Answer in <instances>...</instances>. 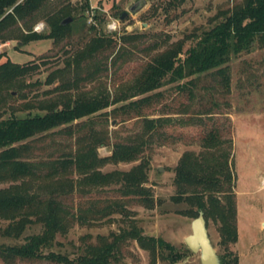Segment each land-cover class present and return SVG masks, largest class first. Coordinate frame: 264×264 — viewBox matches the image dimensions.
Wrapping results in <instances>:
<instances>
[{
	"label": "rangeland",
	"instance_id": "1",
	"mask_svg": "<svg viewBox=\"0 0 264 264\" xmlns=\"http://www.w3.org/2000/svg\"><path fill=\"white\" fill-rule=\"evenodd\" d=\"M134 1L89 0L88 8L81 10L82 0H70V6L78 7L83 13L75 18L68 16L70 27L60 42L54 43L50 38L29 40L26 44L17 39L0 42L1 61L38 65L15 84L0 86V112H4V117L11 112L17 117L42 115L45 111L36 104L42 101L46 105L63 94L88 98L104 96L110 102L88 120L83 118L80 129L53 132L36 142V157L73 152L84 146L93 134L104 141L96 149L101 156L109 155L116 142L140 145L136 160L106 163L99 169L101 172L127 171L142 162L146 176L141 184L144 191L122 193L117 188L118 183L98 186L82 182L79 187L73 183L72 193L65 200L72 212L77 213L75 207L79 203L84 206L94 203L99 209L107 203L115 204L113 212L98 215V218L88 213V221L83 224L72 220L65 235H56L57 244L52 250L74 257L85 243H95L97 235L109 236L111 232L136 224L143 234L161 237L177 251L184 252L177 261L160 257L155 264H201L198 254L191 252L183 240L190 232L192 217L180 211L189 206L185 202H174L171 197L178 192L174 171L182 153L204 154L203 137L211 132L219 142L209 149V163L220 160L225 176L229 177L216 173L223 179L217 189L224 190L217 191L215 196L222 203L225 194L229 195L233 205L231 221L236 240L228 242L227 250L232 257H237V264H264V43L255 42L249 51L231 55L227 63L231 74L228 92L216 86L207 87L212 86L208 75L201 77L202 83L197 88L192 87L190 95L176 86L196 75L174 82L164 79L158 95L147 92L148 101L132 109L127 107L131 100L147 95L131 97L137 92L136 83L155 54L180 39L186 40L187 47L193 42L188 35L211 26L216 17L241 2L180 0L176 6H170L166 3L168 0H145L141 9L131 13L129 5ZM60 5L59 0H49L40 14L47 10L55 12ZM124 11L128 14L120 19ZM32 25L34 31H49L44 19ZM90 25L95 29L89 30ZM99 34L116 40L115 46L79 57L78 62H74L72 57L90 38ZM50 73L52 78L47 82ZM148 117H160L154 129H147L144 118ZM69 176L76 179L78 175ZM7 185L0 183V186ZM196 189V192L203 191L198 186ZM150 201L152 205L148 207ZM205 222L219 256L224 252L218 228L220 222L207 216ZM6 223L0 219V226ZM39 230L40 227L33 224L23 236ZM20 241L22 237L13 240L0 235V243ZM118 258L116 264H149L150 260L148 252L130 239L122 244ZM0 264L7 263L0 259ZM17 264L59 263L42 260L18 261Z\"/></svg>",
	"mask_w": 264,
	"mask_h": 264
},
{
	"label": "trees",
	"instance_id": "2",
	"mask_svg": "<svg viewBox=\"0 0 264 264\" xmlns=\"http://www.w3.org/2000/svg\"><path fill=\"white\" fill-rule=\"evenodd\" d=\"M48 1L0 0V42L17 39L26 44L29 40L44 38H50L54 43L60 42L70 27L68 23L62 24L61 21L68 16L75 18L83 11L70 6V0H59L61 5L55 12L47 10L40 14ZM88 1L82 0L81 10L88 8ZM178 1L180 0H168L166 3L176 6ZM94 18L97 16L94 15ZM39 19L45 20L49 26L48 32L33 30L32 24ZM94 29V25L89 26V30ZM188 36L193 42L187 47L186 40L180 39L154 55L136 83L137 92L131 97L157 90L164 79L174 82L195 75L197 77L176 88L187 90L190 95L193 88L202 83L201 77L208 75L212 86L207 87L216 86L223 92H228L231 74L227 63L231 55L249 51L255 42L264 43V0H241L239 5L216 17L211 26ZM88 41L72 57L74 62H78L79 57L107 50L116 44V40L101 34ZM2 56L0 53V59ZM68 63L67 60V65ZM37 68V64L0 60V86L15 84L17 79ZM54 71L57 72V69ZM51 73L46 79L47 82L51 81ZM149 93L131 100L127 107L138 109L142 103L148 101L152 94ZM154 94L158 95L159 92ZM8 96L11 97L12 93ZM43 103L39 101L36 104L38 109L45 111L42 115L17 117L11 112L4 117V112H0V183H8L7 186H0V219L7 221L4 226H0V235L13 240L22 237V241L17 243H0V259L7 264L42 260L59 264H116L121 246L128 239L136 241L140 248L148 252L149 264H155L160 257H170L172 261L180 259L184 252L177 251L173 244L161 237L143 234L136 224L111 232L109 236L97 235L95 243H85L74 257L52 250L57 244L56 235H65L72 220L83 224L88 221V213H92V218H98L113 212L112 206L115 204L111 203L101 206L100 209L94 203L89 206L79 203L75 207L77 213L72 212L65 200L72 193L73 183L78 187L82 182L98 186L118 183L117 188L122 193H133L144 191L141 184L146 176L142 162L127 171L115 169L101 172L99 167L106 163L136 160L140 145L116 142L109 155L101 156L97 155L96 149L104 141L94 134L84 146L75 148L73 152H61L47 158L36 157V142L53 132H69L73 127L80 129L83 118L88 120L90 116L110 105L108 98L104 96L88 98L78 94H63L48 101L46 105ZM159 118H144L147 129H154ZM203 140L206 147L204 154L197 156L189 151L182 153L174 171V183L178 192L171 198L174 202H185L189 206L180 211L181 214L194 218L202 209L204 218L207 216L219 220L220 242L224 248V252L219 255L220 264H237V257H232L227 250L228 242L236 240L235 227L231 221L233 205L229 195L225 194L222 203L215 196L217 191L224 190L217 189L223 179L216 173L223 174L224 178L228 176H225L226 172L223 171L220 160L209 163V149L216 147L219 141L211 132ZM72 173L78 175L76 179L70 178ZM197 186L203 191L196 192ZM212 187L217 190H212ZM143 200L147 202L145 197ZM151 205L150 201L147 206ZM33 224L38 225L40 230L23 236L25 230Z\"/></svg>",
	"mask_w": 264,
	"mask_h": 264
},
{
	"label": "water",
	"instance_id": "3",
	"mask_svg": "<svg viewBox=\"0 0 264 264\" xmlns=\"http://www.w3.org/2000/svg\"><path fill=\"white\" fill-rule=\"evenodd\" d=\"M145 3V0H136L129 5V11L135 13L141 9ZM128 13L126 11L120 14V19L125 17ZM71 21L70 17L64 18L61 23L66 24ZM184 243L187 248L197 253L201 264H220V256L216 253V250L212 244L208 235L207 225L204 218V212L201 209L198 211V215L190 221V232L185 235Z\"/></svg>",
	"mask_w": 264,
	"mask_h": 264
},
{
	"label": "crops",
	"instance_id": "4",
	"mask_svg": "<svg viewBox=\"0 0 264 264\" xmlns=\"http://www.w3.org/2000/svg\"><path fill=\"white\" fill-rule=\"evenodd\" d=\"M159 90L157 89V90H155V91H153V92H158ZM152 118H154V117H152ZM104 156V155H103ZM264 225V224H263Z\"/></svg>",
	"mask_w": 264,
	"mask_h": 264
}]
</instances>
